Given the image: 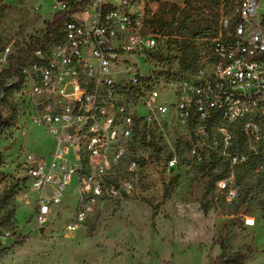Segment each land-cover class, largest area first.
I'll list each match as a JSON object with an SVG mask.
<instances>
[{
    "label": "built area",
    "instance_id": "obj_1",
    "mask_svg": "<svg viewBox=\"0 0 264 264\" xmlns=\"http://www.w3.org/2000/svg\"><path fill=\"white\" fill-rule=\"evenodd\" d=\"M54 1L57 12L67 13L63 37L48 50L36 49L26 59L20 66L24 83L16 90L34 100L35 121L46 125L57 141L50 164L33 154L25 157L26 176L32 189L40 193L37 221H46L76 176L77 218L67 229L75 232L83 228L93 207L103 201L98 184L111 162L104 158V147L115 150L114 158L124 159L125 144L142 136L147 147L160 150L155 125L168 116H174L187 130L189 150L198 164L229 167L217 186L229 198L237 195L232 185L235 167L257 161L264 154V56L261 62L232 57V49L246 47L258 53V48L264 47V0H222L227 12L220 17L218 35L202 53L200 71L190 72L177 84L171 103L164 101L165 87L135 70L131 62L141 55L151 58L163 46L165 37L148 24L158 2ZM12 58L9 48L0 51V75L9 69ZM139 104L145 115L136 111ZM215 115H222L224 128L241 121L237 136L229 131L227 138L206 137V129L215 125ZM109 117H117L116 129H109ZM110 131H117V140H110ZM85 148L93 150L89 168H81ZM148 160L140 156L128 174L138 177L141 165ZM165 163L175 169L177 159L169 157ZM135 190L131 179H117L110 200ZM246 223L252 225L250 220Z\"/></svg>",
    "mask_w": 264,
    "mask_h": 264
},
{
    "label": "rangeland",
    "instance_id": "obj_2",
    "mask_svg": "<svg viewBox=\"0 0 264 264\" xmlns=\"http://www.w3.org/2000/svg\"><path fill=\"white\" fill-rule=\"evenodd\" d=\"M162 2L184 7V0ZM54 4V0H0V51L9 48L12 56H18L42 37L57 12ZM203 43L199 47L205 52L210 45ZM156 55H162V60L141 55L131 62L135 70L165 87L164 101L171 103L175 87L190 73H178L179 50L168 45L167 38ZM12 82L0 76V88ZM8 101L0 104V110L8 115L14 106L18 121L17 128L0 137V264H212L222 255L215 241L227 224L229 253L252 245L255 253L246 264H264V154L257 163L235 167L232 185L237 195L229 198L217 186L229 167L198 164L189 150L187 130L174 116L160 118L155 128L161 149L147 147L142 136H135L134 143L125 144L127 159L115 168L121 181L132 180L135 192L98 203L84 227L70 232L77 177L70 180L62 202L52 208L46 221L38 222L40 193L32 189L24 161L33 154L50 164L57 141L46 125L35 121L37 110L28 95L15 91ZM136 111L146 114L140 104ZM239 128L219 126L214 134L227 138L230 131L236 137ZM135 156L149 157L138 177L127 172V162ZM169 157L177 159L175 169L166 165ZM22 236L28 237L24 243Z\"/></svg>",
    "mask_w": 264,
    "mask_h": 264
},
{
    "label": "trees",
    "instance_id": "obj_3",
    "mask_svg": "<svg viewBox=\"0 0 264 264\" xmlns=\"http://www.w3.org/2000/svg\"><path fill=\"white\" fill-rule=\"evenodd\" d=\"M158 2V9L153 12L148 21L149 28L163 37L167 38L168 45H175L179 50L176 59L179 61V74L196 71L200 65L203 49L199 43L209 45L218 35L219 20L222 13L227 12V6L222 8V0H184V7L171 3H164L162 0H152ZM68 21L67 13L59 11L55 13L47 22L45 34L35 39L25 51L18 56H13L10 67L0 76H7L10 79L16 78L10 86L2 84L0 88V104H6L8 99L20 89L24 83V76L20 66L36 49L48 50L63 37V27ZM156 59L163 58L162 55H153ZM10 113L3 115L0 110V137L4 136L10 129L17 128L18 112L13 106ZM143 158V157H141ZM139 159H137L138 162ZM260 160V159H259ZM257 163V161H256ZM20 186V180L15 184L12 191ZM207 212V207L204 209ZM157 214V211L154 213ZM215 244L219 245L222 255L212 264H246L255 253L252 245L246 246L243 252L229 253L228 232L229 224L225 225ZM20 238V237H19ZM27 236H22L20 242H25Z\"/></svg>",
    "mask_w": 264,
    "mask_h": 264
},
{
    "label": "bare ground",
    "instance_id": "obj_4",
    "mask_svg": "<svg viewBox=\"0 0 264 264\" xmlns=\"http://www.w3.org/2000/svg\"><path fill=\"white\" fill-rule=\"evenodd\" d=\"M261 56H264V47L258 48V53L252 52L251 49H248L246 47H235L232 49V57H249L250 60L253 61H260L261 62ZM196 71H200V65L196 69ZM117 117H109V129H116L117 124ZM239 125L241 128V121H232L230 124H227V126H235ZM224 127V120L222 115H215V125L211 126V129H206V137H214V131L216 127ZM135 139V136H134ZM110 140H117V131H110ZM135 142V141H134ZM85 156H81V168H89L88 165H90V159H93V150L92 148H85ZM104 158L107 160H111L109 165H106V173L104 174V180L101 181L100 184H98V191H100V196L103 199V201L110 199V193L112 192V187L116 183L117 179L121 178L119 177L118 173H115L116 170L119 168V165L123 163L124 160L127 159L124 157L122 158H114V151L112 147H104ZM148 158V157H143ZM137 159L139 157H132L128 160L127 165L128 169L127 172H130L133 166L137 164ZM129 181V180H126ZM75 214L72 220H76L77 218V208L75 210ZM69 227V225H68Z\"/></svg>",
    "mask_w": 264,
    "mask_h": 264
},
{
    "label": "water",
    "instance_id": "obj_5",
    "mask_svg": "<svg viewBox=\"0 0 264 264\" xmlns=\"http://www.w3.org/2000/svg\"><path fill=\"white\" fill-rule=\"evenodd\" d=\"M58 1H67L69 4L74 3L75 0H58Z\"/></svg>",
    "mask_w": 264,
    "mask_h": 264
}]
</instances>
